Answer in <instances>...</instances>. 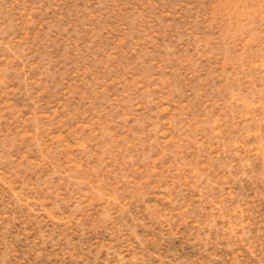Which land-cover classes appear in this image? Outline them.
Masks as SVG:
<instances>
[{
    "label": "rangeland",
    "instance_id": "374dc122",
    "mask_svg": "<svg viewBox=\"0 0 264 264\" xmlns=\"http://www.w3.org/2000/svg\"><path fill=\"white\" fill-rule=\"evenodd\" d=\"M0 264H264V0H0Z\"/></svg>",
    "mask_w": 264,
    "mask_h": 264
}]
</instances>
